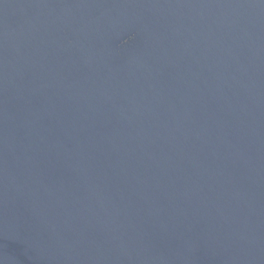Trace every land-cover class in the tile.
<instances>
[{"label":"water","instance_id":"95a60500","mask_svg":"<svg viewBox=\"0 0 264 264\" xmlns=\"http://www.w3.org/2000/svg\"><path fill=\"white\" fill-rule=\"evenodd\" d=\"M0 264H264V0H0Z\"/></svg>","mask_w":264,"mask_h":264}]
</instances>
